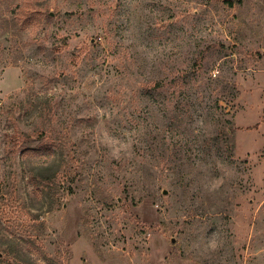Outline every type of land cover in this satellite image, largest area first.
Segmentation results:
<instances>
[{"label":"rangeland","instance_id":"1","mask_svg":"<svg viewBox=\"0 0 264 264\" xmlns=\"http://www.w3.org/2000/svg\"><path fill=\"white\" fill-rule=\"evenodd\" d=\"M230 1L0 0V264H264V0Z\"/></svg>","mask_w":264,"mask_h":264},{"label":"trees","instance_id":"2","mask_svg":"<svg viewBox=\"0 0 264 264\" xmlns=\"http://www.w3.org/2000/svg\"><path fill=\"white\" fill-rule=\"evenodd\" d=\"M226 3H228L229 5L232 4V2L230 0H226Z\"/></svg>","mask_w":264,"mask_h":264},{"label":"water","instance_id":"3","mask_svg":"<svg viewBox=\"0 0 264 264\" xmlns=\"http://www.w3.org/2000/svg\"><path fill=\"white\" fill-rule=\"evenodd\" d=\"M163 193L165 194L166 193V190H163Z\"/></svg>","mask_w":264,"mask_h":264}]
</instances>
